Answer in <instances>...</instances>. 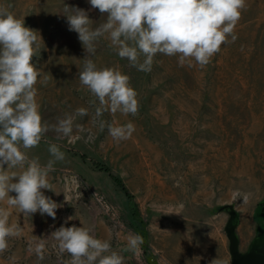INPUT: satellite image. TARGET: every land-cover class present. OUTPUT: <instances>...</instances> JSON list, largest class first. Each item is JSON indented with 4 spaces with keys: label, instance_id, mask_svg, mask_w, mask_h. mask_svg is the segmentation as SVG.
Wrapping results in <instances>:
<instances>
[{
    "label": "rangeland",
    "instance_id": "374dc122",
    "mask_svg": "<svg viewBox=\"0 0 264 264\" xmlns=\"http://www.w3.org/2000/svg\"><path fill=\"white\" fill-rule=\"evenodd\" d=\"M65 5L85 10L93 29L107 19L89 0H0L42 39L32 60L40 73L35 88L42 122L88 110L76 117L70 136L49 131L37 147L22 149L42 166L53 159L51 143L65 154L48 174L52 191L42 190L58 207L54 219L11 208L21 234L9 238L0 264H67L70 255L60 254L51 236L61 226L91 228L123 264H232L225 230L230 215L219 208L234 204L240 213L241 251L264 231V0H246L235 40L229 36L206 66L194 60L181 66L178 56L158 53L149 72L121 59L106 37L88 56L69 30ZM85 59L129 76L137 114L105 112L100 119L131 122L130 139L117 142L107 127L94 125L95 97L79 81ZM234 190L249 194V202L233 201ZM129 233L143 238L139 250H128ZM40 243L43 259L35 252Z\"/></svg>",
    "mask_w": 264,
    "mask_h": 264
},
{
    "label": "clouds",
    "instance_id": "9594fccd",
    "mask_svg": "<svg viewBox=\"0 0 264 264\" xmlns=\"http://www.w3.org/2000/svg\"><path fill=\"white\" fill-rule=\"evenodd\" d=\"M89 3L101 14H107L106 21L94 29L85 10L66 5L64 8L69 30L78 33L88 56L95 53V42L106 37L121 59L145 72L151 71L158 53L178 56L181 66L188 60L206 66L229 36L235 40L232 34L246 7V0H89ZM38 39L42 40L35 30L25 26L24 19L0 6V202L6 201L9 208H16L25 216L39 212L54 219L58 205L42 190L52 191L48 174L65 154L51 143L48 151L53 159L42 166L38 158L30 160L22 149L37 147L49 131H54L57 137L70 136L76 117L88 115V110L78 108L75 113L58 118L55 124L42 122L35 88L40 73L32 62L39 49ZM79 81L95 97L91 102L95 107L94 125L101 131L107 127L108 134L117 142L130 139L135 131L131 122L114 125L100 119L105 112L113 116L118 112L125 116L137 114V92L131 87L129 76L118 68H97L91 59H85ZM75 127L84 131L80 125ZM231 199L247 204L249 194L234 190ZM10 215L7 208L0 207V253L8 249L9 238L21 234L15 224H9ZM51 236L58 242L59 253L70 255L67 264H123V257L112 250L110 241L94 237L91 228L61 226ZM142 243L138 234L127 236L128 250L137 251ZM43 250V243L35 247L39 259H43ZM211 264L228 261L213 259Z\"/></svg>",
    "mask_w": 264,
    "mask_h": 264
},
{
    "label": "water",
    "instance_id": "95a60500",
    "mask_svg": "<svg viewBox=\"0 0 264 264\" xmlns=\"http://www.w3.org/2000/svg\"><path fill=\"white\" fill-rule=\"evenodd\" d=\"M219 209L227 211L230 215L225 230L230 242L229 251L232 264H264V231H259L247 251H241L240 238L237 233L240 213L234 204H227Z\"/></svg>",
    "mask_w": 264,
    "mask_h": 264
},
{
    "label": "crops",
    "instance_id": "0c3cea01",
    "mask_svg": "<svg viewBox=\"0 0 264 264\" xmlns=\"http://www.w3.org/2000/svg\"><path fill=\"white\" fill-rule=\"evenodd\" d=\"M0 207H5V208H7L8 209V211L11 213V208H9L8 206H7V203H6V201L5 202H0ZM15 216L11 213V215H10V217H9V223L12 225V224H14V222H15Z\"/></svg>",
    "mask_w": 264,
    "mask_h": 264
},
{
    "label": "trees",
    "instance_id": "16d2710c",
    "mask_svg": "<svg viewBox=\"0 0 264 264\" xmlns=\"http://www.w3.org/2000/svg\"><path fill=\"white\" fill-rule=\"evenodd\" d=\"M112 177L116 180V182H118V184H120V185L124 188V186H123L121 180H120L118 177H116V176H114V175H112ZM124 189H125V188H124ZM125 190H126V189H125Z\"/></svg>",
    "mask_w": 264,
    "mask_h": 264
}]
</instances>
